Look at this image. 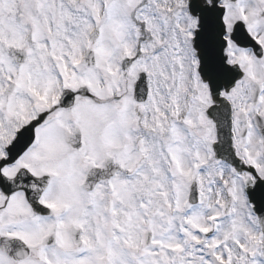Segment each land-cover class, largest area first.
<instances>
[{
  "label": "snow or ice",
  "instance_id": "snow-or-ice-1",
  "mask_svg": "<svg viewBox=\"0 0 264 264\" xmlns=\"http://www.w3.org/2000/svg\"><path fill=\"white\" fill-rule=\"evenodd\" d=\"M0 264H264V0H0Z\"/></svg>",
  "mask_w": 264,
  "mask_h": 264
}]
</instances>
